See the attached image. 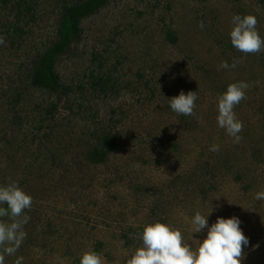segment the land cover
I'll list each match as a JSON object with an SVG mask.
<instances>
[{
    "label": "rangeland",
    "instance_id": "rangeland-1",
    "mask_svg": "<svg viewBox=\"0 0 264 264\" xmlns=\"http://www.w3.org/2000/svg\"><path fill=\"white\" fill-rule=\"evenodd\" d=\"M81 1L28 0L34 16L14 34L13 1L0 0V186L32 197L17 218L28 217L26 238L5 264H80L90 251L125 264L145 224L165 222L194 245L191 217L212 207L209 225L241 220L242 264H264V201L254 199L264 191V49L244 54L229 38L239 14L254 16L264 39V0H110L57 59L58 99L32 83L34 62L59 39L64 7ZM241 81L237 143L216 105ZM181 91L198 97L191 116L168 107ZM106 135L114 149L90 161Z\"/></svg>",
    "mask_w": 264,
    "mask_h": 264
},
{
    "label": "clouds",
    "instance_id": "clouds-1",
    "mask_svg": "<svg viewBox=\"0 0 264 264\" xmlns=\"http://www.w3.org/2000/svg\"><path fill=\"white\" fill-rule=\"evenodd\" d=\"M232 28L229 32L231 45L244 54H254L264 49V39L256 30L257 19L252 15L232 17ZM204 28V23H200ZM2 43V41H0ZM233 61L231 67L236 66ZM221 67L228 69L230 65L223 62ZM245 82L230 84L226 91L218 97L217 125L239 142L242 123L237 119L234 106L245 98ZM198 99L196 92L183 91L178 96L168 99V107L178 115L191 116ZM211 152H218L219 146L212 145ZM256 201H264V191L255 194ZM6 205L7 207H4ZM32 206V197L26 194L16 182L0 186V264H5V256L14 255L26 238L21 230L28 217L18 220L26 209ZM212 210L203 215L196 212L190 220L193 234H200L195 244L184 239L183 233L169 224L154 221L143 226L137 238L141 241L139 246L125 260V264H242L244 249L250 244L249 238L241 228V220L232 216L230 218L217 217L209 225V216ZM8 217L11 223L2 218ZM22 257L17 258L15 264H22ZM80 264H102L101 255L95 251L85 252L80 257Z\"/></svg>",
    "mask_w": 264,
    "mask_h": 264
},
{
    "label": "trees",
    "instance_id": "trees-1",
    "mask_svg": "<svg viewBox=\"0 0 264 264\" xmlns=\"http://www.w3.org/2000/svg\"><path fill=\"white\" fill-rule=\"evenodd\" d=\"M13 10L16 9V23L12 28L14 34L21 31L19 22L23 16L32 17V6L27 3L28 0H12ZM68 1V0H65ZM110 0H83L74 4H68L64 7L59 24V39L50 48L42 52L34 62V73L32 83L37 86H43L55 93L60 99L62 94L66 93L65 88L60 84L59 77L54 71V65L65 49L80 36L79 22L88 17L100 8L105 6ZM57 110V103L52 105L51 117ZM116 144L115 135H106L102 139L100 148L94 149L89 160L93 162L105 161L108 154L114 149Z\"/></svg>",
    "mask_w": 264,
    "mask_h": 264
}]
</instances>
